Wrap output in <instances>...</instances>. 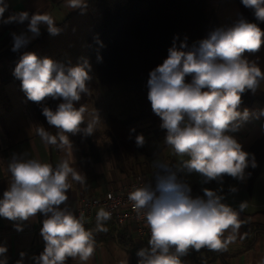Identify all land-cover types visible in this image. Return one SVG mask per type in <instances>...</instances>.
Segmentation results:
<instances>
[{
  "label": "clouds",
  "instance_id": "obj_1",
  "mask_svg": "<svg viewBox=\"0 0 264 264\" xmlns=\"http://www.w3.org/2000/svg\"><path fill=\"white\" fill-rule=\"evenodd\" d=\"M241 2L253 11L257 21L264 22V0ZM65 5L80 9L81 14L87 7L85 0H65ZM9 7L8 0H0V24L26 23L27 27V32L12 33L13 52L29 42L28 33L32 38L38 37L41 26L53 37L62 31L48 13L17 11L5 17ZM94 39L103 46L98 35ZM177 39L174 37L163 63L150 71L147 99L152 112L160 118V127L166 130L164 144L181 160L174 166L166 159H155V185L149 182L134 186L128 193V201L144 217L150 232L148 246L136 253L138 264H184L182 257L190 250H226L235 236L224 238V233L230 230L235 234L241 226L239 214L245 203L239 205V211L234 209L224 202L219 188H203L204 195L194 197L190 185L178 173H196L202 184L215 181L222 185L225 177L244 181L249 175L246 169L257 167L254 154L243 150L230 133L250 120L264 117V109H240L242 95L248 91L255 94L264 82V71L246 55L261 49L264 31L257 23L241 17L230 27L210 31L191 46L187 38L179 44ZM97 59L102 57L98 55ZM91 71L87 57L78 58L73 65L24 52L16 62L13 76L20 80L27 100L61 101L55 109L42 107L47 124L56 129L52 134L44 127L37 128L46 147L55 146L72 156L68 134L92 135L96 131L98 112L86 122V108L77 107L82 95L88 93ZM85 122L87 126L81 128ZM135 142L142 147L145 137L139 134ZM7 171L10 179L0 198V217L15 222L18 232L23 231L24 222L34 220L38 214L44 217L40 235L45 247L39 256L33 257L35 264H66L69 258L87 264L95 252L94 231L86 229L82 212L77 215L66 204L70 181L83 186L85 175L71 166L67 158L53 166L25 153L13 154ZM230 191L237 189L230 187ZM111 215L100 208L95 231L106 232L104 223ZM7 251L6 246L0 245V264H7ZM25 255L21 252L16 264H23Z\"/></svg>",
  "mask_w": 264,
  "mask_h": 264
},
{
  "label": "crops",
  "instance_id": "obj_2",
  "mask_svg": "<svg viewBox=\"0 0 264 264\" xmlns=\"http://www.w3.org/2000/svg\"><path fill=\"white\" fill-rule=\"evenodd\" d=\"M8 3L10 7L5 17L17 11H28L30 14L48 13L54 18L56 24L62 21L70 11L75 10L66 7L65 0H8ZM41 28L47 30L45 26ZM23 32H27L26 23L23 25L0 24V52L13 45L12 33L19 35ZM28 36L29 41L34 39L31 33H28ZM13 70L11 60L0 57V198L8 187L10 174L7 171V164L13 154L25 153L29 158H39L53 166L61 158L69 159L71 166L77 168L86 177L83 186L70 181L72 187L67 192L69 199L66 204L74 213L83 197L113 189L129 176L126 171L115 166L114 161L109 159L95 161L89 155L88 143L83 132L75 135L68 134L73 145L72 156H68L55 146L46 147L37 135V128L44 127L52 134L56 132L48 129L38 119L32 105L26 101L17 79L8 77ZM102 86L104 85L94 90L85 105V113H91L92 108L89 105L94 99V93ZM94 105L97 106L96 103ZM244 108L264 109V102L257 100L252 105L240 106L241 110ZM262 125H264V117L250 120L238 131L230 134L241 143L243 150L248 152L252 144L264 136ZM248 170L249 168L246 169V173ZM184 177L192 189L193 196H203V188L211 190L219 188L222 189L221 194L225 196L224 202L234 209L239 211V205L242 202L246 205L239 214L241 226L238 231L235 234H232L230 230L224 233V238L229 235L235 236L226 250H209L208 248H201L199 251L190 250L186 256L182 257L184 264H261L264 260V166L251 191L248 189L249 175H246L244 181L225 177L222 185L215 181L202 184L201 178L196 173L194 177L188 174H184ZM230 187H235L237 191L231 192ZM43 219L44 217L38 214L34 220L24 222L23 231L18 232L14 227L15 222L0 217V245L8 249L7 264H16V261L21 259V252L26 254L23 264H35L33 257L39 256L45 247V242L40 235ZM85 227L94 231L96 241L95 252L87 264H124L125 261H128V264H138L137 251L148 246V239L138 240L132 237L127 228H120L111 219L104 223L106 232L95 231L96 217L86 222ZM66 264H79V262L69 258Z\"/></svg>",
  "mask_w": 264,
  "mask_h": 264
},
{
  "label": "trees",
  "instance_id": "obj_3",
  "mask_svg": "<svg viewBox=\"0 0 264 264\" xmlns=\"http://www.w3.org/2000/svg\"><path fill=\"white\" fill-rule=\"evenodd\" d=\"M197 2L202 4L196 5ZM85 3L87 7L83 14L80 9L72 10L56 24L62 29L58 36L53 37L41 28L40 35L24 47L13 52L12 45L2 50L0 57L11 60L13 68L24 52H35L40 57L47 56L73 65L78 58L87 57L92 69L89 73L91 79L87 84L88 93L82 95L77 107H85L100 85H124L131 89L138 104V113L124 120V124L150 120L153 127L160 125V118L152 112L147 99V81L150 71L167 58L174 37L178 38L177 44L187 38L191 46L210 31L230 27L241 17L257 23L264 31V22L257 21L253 11L246 8L241 0H87ZM97 35L103 46L96 43L94 37ZM98 55L102 57L99 61ZM246 55L264 71V44L258 52ZM8 77L15 78L13 73ZM17 81L21 87L20 80ZM257 100L264 101L261 89L255 94L251 91L244 93L241 106L252 105ZM26 101L32 105L38 119L56 132L47 124L42 107L55 109L61 101L51 98L41 103L27 98ZM111 133L108 129L95 131L92 135L84 134L89 155L95 161L108 160L119 151L117 145L104 140ZM248 152L254 154L257 162V167H249L248 170V189L251 191L264 166V136L258 138Z\"/></svg>",
  "mask_w": 264,
  "mask_h": 264
},
{
  "label": "rangeland",
  "instance_id": "obj_4",
  "mask_svg": "<svg viewBox=\"0 0 264 264\" xmlns=\"http://www.w3.org/2000/svg\"><path fill=\"white\" fill-rule=\"evenodd\" d=\"M200 4L202 2L196 3V5ZM259 89L264 91V82H261ZM95 103L97 106L94 105ZM89 106L92 110L91 113L84 114L85 121H90L93 118V113L98 112L100 120L96 125V131L103 132L110 127L112 133L110 136H105L104 140L110 145H117L119 151L113 153L109 160L114 161L115 166L126 171L127 175L141 171L147 172L151 160L155 157H164L170 164L179 165L181 158L174 156L171 149L164 144L166 130L162 129L160 125L153 127L150 120L122 123L138 113L136 98L128 87L124 85L102 86L94 93V99ZM86 122L81 125V128L87 126ZM133 128L135 132L130 131ZM139 134L145 137L142 147H137L135 142V137ZM186 158L184 157V159ZM182 174L187 175L186 173ZM188 176L194 177V173L188 174Z\"/></svg>",
  "mask_w": 264,
  "mask_h": 264
},
{
  "label": "built area",
  "instance_id": "obj_5",
  "mask_svg": "<svg viewBox=\"0 0 264 264\" xmlns=\"http://www.w3.org/2000/svg\"><path fill=\"white\" fill-rule=\"evenodd\" d=\"M157 159V158H155ZM151 160L147 172H138L129 175L123 179L115 188L108 189L101 194H93L85 196L80 201L75 214H84L86 222L96 217L100 208H104L111 212V220H113L120 228H127L130 235L138 240H146L150 237L149 229L146 226L145 219L142 215H138L128 201V193L134 186H141L145 183L155 185L153 161ZM164 159V158H159ZM178 177L186 182L182 173H178ZM195 197V196H194Z\"/></svg>",
  "mask_w": 264,
  "mask_h": 264
}]
</instances>
